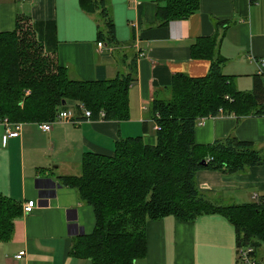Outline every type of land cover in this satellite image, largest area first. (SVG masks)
<instances>
[{"label":"crops","instance_id":"crops-1","mask_svg":"<svg viewBox=\"0 0 264 264\" xmlns=\"http://www.w3.org/2000/svg\"><path fill=\"white\" fill-rule=\"evenodd\" d=\"M164 3L103 0L116 44L101 42L97 50L95 33L101 19L97 9L86 13L79 0H0V33L13 31L15 15H21L36 23L40 38L49 41L50 25L51 55L57 66L67 70L69 79L110 81L129 72L133 79L126 91L125 121H86L70 103L72 122L52 124L47 132L40 131L38 124L20 123L17 136L6 138L0 124V195L20 205L21 211L23 203L31 201L32 205L29 212L20 211L11 238L0 242V264L89 263L68 255V250L73 239L92 233L94 218L89 206L76 200L74 190L59 185L58 177L76 176L86 152L110 156L116 140L141 136L145 145H151V100L164 96L162 89L170 84L172 74L199 78L208 69L205 59L191 58L188 49L193 42L221 36L217 49L224 64L232 54V42L247 53L246 61L253 69L251 59H264L261 0H198L191 16L159 25L155 10ZM214 23L221 25L215 29ZM253 78L254 74L248 88L239 90L231 76L230 85L248 94ZM229 135L264 150V116H246L238 122L233 116L205 118L193 127L192 140L195 145H206ZM193 181L199 193L219 205L252 203V195H264V163L238 175L200 170ZM144 227V257L133 264H234L236 237L220 215L186 223L167 216L148 221ZM19 252L22 255L14 259Z\"/></svg>","mask_w":264,"mask_h":264},{"label":"trees","instance_id":"trees-1","mask_svg":"<svg viewBox=\"0 0 264 264\" xmlns=\"http://www.w3.org/2000/svg\"><path fill=\"white\" fill-rule=\"evenodd\" d=\"M197 2L165 0L155 10L157 24L191 16ZM79 3L86 13L98 10L101 19L95 40L115 45L114 27L103 0ZM15 16L13 31L0 33V121L47 123L70 103L88 110L91 119L127 120L130 72L110 81L71 80L51 55L53 28L48 26V41L40 38L36 23ZM214 25L217 29L221 24ZM219 41L221 36L214 35L193 42L190 56L209 63L206 73L199 78L172 74L170 84L162 89L164 96H155L149 103L154 132L151 145H145L141 136L116 140L110 156L86 152L80 157L76 176L58 177L59 185L74 190L76 200L89 206L94 218L92 233L73 239L68 255L87 259L88 264H133L144 257L145 223L167 216L186 223L204 215H220L233 228L235 246L253 251L264 248L263 206L219 205L199 193L193 181L200 170L238 175L264 163L263 149L232 135L206 145L193 143V127L202 119L233 116L238 122L246 116H264V85L254 75L248 94L232 89L231 77L220 72L224 60L218 55ZM20 211V205L0 195V242L11 238Z\"/></svg>","mask_w":264,"mask_h":264},{"label":"built area","instance_id":"built-area-1","mask_svg":"<svg viewBox=\"0 0 264 264\" xmlns=\"http://www.w3.org/2000/svg\"><path fill=\"white\" fill-rule=\"evenodd\" d=\"M102 43L101 42H97L95 48L98 50L99 48H101ZM251 59V58H250ZM251 61H253L255 68H254V73L255 75L260 79V83L262 85H264V59L263 58H253L251 59ZM76 108L81 112L80 114V118L84 119V120H88L90 118V112L85 108L81 107L80 105H75ZM99 118L101 116V112L100 114H98ZM72 118V110L71 109H67L65 111H60V113H57V115L54 116V119L52 121H49L47 123H40L38 124V128L40 131L42 132H47L48 129L51 127L52 124H57V123H70ZM200 122V121H199ZM198 122V123H199ZM0 124L3 125L4 127V134L5 137L7 138H14L17 136V132L18 130H20V125L18 123H13V124H9V123H5L4 120L0 121ZM252 203L251 204H256V205H260L264 207V199H260L259 197L252 195L251 197ZM32 205H31V201H27L25 203H23V207H22V214L23 213H27L29 212V210H31ZM235 251V257L234 259V264H264V261L261 260H256L254 259V254L256 251H253L250 247L248 246H235L234 248ZM22 255L21 252L17 253L14 256V259H18L20 256Z\"/></svg>","mask_w":264,"mask_h":264},{"label":"rangeland","instance_id":"rangeland-1","mask_svg":"<svg viewBox=\"0 0 264 264\" xmlns=\"http://www.w3.org/2000/svg\"><path fill=\"white\" fill-rule=\"evenodd\" d=\"M258 6H260L258 4ZM261 13H262V6H260V20H261ZM263 20L261 21V27L260 32L262 35L263 33ZM232 39H235L234 36ZM232 54L227 58V61L225 64H223L220 68V72L222 75L226 76H233L235 77V84L236 87L239 88V90H242V88H248V82L250 80V77L252 74L255 75L253 66L246 61V54L244 50H241L240 48L236 47L233 42L231 45ZM150 134L151 131L149 130ZM254 259L264 261V248H259L255 254Z\"/></svg>","mask_w":264,"mask_h":264},{"label":"water","instance_id":"water-1","mask_svg":"<svg viewBox=\"0 0 264 264\" xmlns=\"http://www.w3.org/2000/svg\"><path fill=\"white\" fill-rule=\"evenodd\" d=\"M261 18L263 20V27L262 28H263V32H264V4L262 5ZM60 104H63V102L61 101ZM202 163H204V162H202Z\"/></svg>","mask_w":264,"mask_h":264}]
</instances>
